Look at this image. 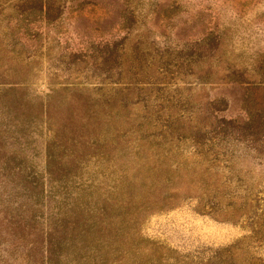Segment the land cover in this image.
<instances>
[{
	"label": "rangeland",
	"instance_id": "374dc122",
	"mask_svg": "<svg viewBox=\"0 0 264 264\" xmlns=\"http://www.w3.org/2000/svg\"><path fill=\"white\" fill-rule=\"evenodd\" d=\"M51 3L45 22L36 0H0V200L20 192L15 150L49 188L54 141L95 209L173 195L138 218L145 243L264 264V0ZM3 206L0 264H43L41 226L17 232Z\"/></svg>",
	"mask_w": 264,
	"mask_h": 264
},
{
	"label": "trees",
	"instance_id": "16d2710c",
	"mask_svg": "<svg viewBox=\"0 0 264 264\" xmlns=\"http://www.w3.org/2000/svg\"><path fill=\"white\" fill-rule=\"evenodd\" d=\"M52 9L51 0H36L34 13L49 22L53 19ZM58 147L54 141L46 143L47 189L41 173L25 168L21 154L13 151L7 173L16 179L15 188L20 192L15 191L9 200H0L17 232L26 227L34 231L41 226L46 244L43 264H68V257L78 262L92 256L96 264H227L218 256H200L192 260L149 240L144 242L138 234V218L171 209L174 205L167 202L173 195L168 196L164 189L166 198L155 193L145 204H141L140 199L150 194V188L144 195L141 190L134 193L132 190L126 194V200H111L114 204L95 200L98 209L87 201L92 193H87V189L81 188L73 196L66 186L69 175V180L73 176L56 150Z\"/></svg>",
	"mask_w": 264,
	"mask_h": 264
}]
</instances>
